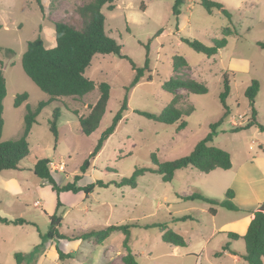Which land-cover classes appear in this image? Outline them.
I'll return each mask as SVG.
<instances>
[{
    "label": "rangeland",
    "instance_id": "1",
    "mask_svg": "<svg viewBox=\"0 0 264 264\" xmlns=\"http://www.w3.org/2000/svg\"><path fill=\"white\" fill-rule=\"evenodd\" d=\"M88 1L42 0L44 11L41 13L33 0H0V62L7 88L3 99L2 140L20 136L27 103L33 106L48 99V95L22 70L20 60L27 41L40 32L45 46L53 47V23L64 21L79 25L76 8ZM216 1L223 4L230 18L217 9L207 12L198 0H185L177 25L171 9L173 0H114L112 11L102 8L106 32L122 45L121 52L137 66H143L145 45H148L150 72L145 71L129 90L128 109L122 120L83 174L79 172V166L110 124L123 99L124 87L134 75L130 63L112 53L93 56L85 75L96 84L108 82L110 95L100 123L90 135L82 133L73 111L77 115L87 114L89 104L98 97L97 88L80 98H57L40 111L37 123L33 124L27 136L28 155L22 159L18 169L0 172V216L28 221L21 225L0 222V264H17L15 252H30L41 243L39 234L49 228L48 215L54 212L57 196L51 184L32 171L36 160L43 157L50 160L52 177L59 186L72 182L76 174H81L77 185L84 186L100 179L105 186H95L87 196L82 191L60 192L59 199L63 205L57 214L62 215L63 220L58 231L67 238L46 240L49 244L51 242L47 246L43 241L39 252L32 257L25 256L21 264H122L120 254H116L124 251V234L120 230L113 231L99 245L68 238L104 225L136 221L166 223L186 241L176 255L173 247L161 240L160 228H132L129 247L140 253L137 259L142 264H246L243 259L233 263L225 255H214L222 250L220 247L224 240L219 233L213 232V228L220 224L227 209L214 205L218 208V214L214 216L209 212L208 203L178 197L180 192H200L223 200L226 191L207 188L209 185L200 182V173L205 172L188 167L187 170L193 174L191 179L177 171L172 180L165 182L161 174L145 171L137 178L135 187L117 186L115 183L121 177L130 176L135 167L151 165L152 153L158 163L188 154L195 143L209 132V124L223 112L219 93L224 74L230 83L226 98L230 112L217 127L211 144L227 150L234 160L243 153H260L259 143L264 153L263 130L251 126L233 131L250 117L251 106L244 91L253 78L260 85L253 107L257 121L264 126V48L257 44L264 42V0ZM225 27L234 32L224 35ZM160 29L162 31L157 34ZM222 37L226 38V45L211 56L196 52L181 40L197 39L212 46V39ZM174 55H180L187 61L188 67H184L182 72L207 86V92L203 94L188 93L184 88L177 91L178 107L194 106V111L183 116L186 126L179 131L177 123L164 124L134 112V109L159 112L169 103L172 95L162 89V83L174 74ZM24 91L29 95L27 101L14 107L15 94ZM54 109L59 115L56 118V141L48 123ZM185 214L191 218L177 222L170 219V216ZM233 241L236 249L244 251L242 239L230 240V243ZM44 247L46 252L39 257L45 251ZM56 247L70 253L72 258L54 257L52 254Z\"/></svg>",
    "mask_w": 264,
    "mask_h": 264
},
{
    "label": "trees",
    "instance_id": "2",
    "mask_svg": "<svg viewBox=\"0 0 264 264\" xmlns=\"http://www.w3.org/2000/svg\"><path fill=\"white\" fill-rule=\"evenodd\" d=\"M37 5L39 12L43 13L44 6L42 0H33ZM114 0H89L76 8V12L80 18L79 25H73L64 21H55L54 35L55 45L53 47H46L44 39L40 32L37 36L26 43V49L21 55V67L29 79L44 93L48 95L47 100L38 101L35 105L26 104V112L23 117V128L18 138L2 140V128L4 124L3 119V99L6 96V79L2 70V63L0 62V172L6 169H18L19 165L28 153L27 136L33 126L37 123V116L40 111L48 105L51 101L57 98L74 97L80 98L95 88L98 90V97L93 104H89L88 113L85 115H77L80 129L83 134L90 135L98 127L100 120L105 112L106 105L110 95V84L106 81L95 83L92 79L85 75L87 67L95 54H115L121 58L126 59L132 69L134 75L131 81L124 87L125 93L118 110L113 115L110 124L101 132L97 138L95 145L89 152L87 157L79 166V172L85 173L91 164V160L99 153L107 138L115 131L117 124L122 120L123 113L128 109V92L133 88L139 80L144 76L145 71H149V48L145 45V61L143 66H137L136 63L126 54L121 52L122 45L116 39L111 37L105 30V14L102 8L105 7L108 11L114 9ZM185 0H173L172 14L174 16L176 25L178 16L181 11V6ZM198 3L207 11L211 12L213 9L221 11L225 16L230 18L229 12L224 8L223 4L216 0H198ZM1 28V25H0ZM160 29L158 33H160ZM234 31L230 27L223 28V34L229 35ZM181 40L196 52L211 56L215 54L220 48L226 45V38L212 39V46H208L197 39L181 38ZM257 44L264 48V42H257ZM184 67H188L187 61L180 55H174L172 59V71L174 74L162 83V89L172 95L169 103L159 112H151L142 109H134V112L140 114L147 119H151L164 124L177 123V131L186 126V120L183 116L188 115L194 111V106L188 104L185 108L178 107V94L180 88H184L188 93L203 94L207 92V86L204 82L199 81L190 75L182 72ZM259 81L255 78L244 91V96L249 100L251 106L250 117L243 126L234 127L233 131L247 129L251 126H256L264 131V126L257 121V112L253 107L255 97L259 90ZM230 92V83L227 75L222 77V90L219 93V100L223 107L221 116L214 122L209 124V132L200 140H198L191 151L181 157L167 160L163 162H156L154 153L151 154L152 164L147 166L135 167L133 172L128 177H121L119 182H115L117 186L128 185L135 187L137 185V178L145 171H151L161 174L162 180L167 182L174 178L175 171L187 166H191L202 172H209L216 168L229 169L232 165L230 153L218 146L211 144L215 136L217 127L226 118L230 112L227 105L226 98ZM29 95L26 91L15 94L13 105L20 106L26 102ZM56 109L52 114V119L48 120L49 130L55 137H58V130L56 118L58 117ZM50 160L46 157L39 158L34 163L32 171L37 177L46 179L51 184V189L56 193V205L54 212L48 215L50 223L49 228L45 233H40L41 243L35 245L28 253L15 252L17 264H21L26 257H32L36 252H39V247L43 241L53 238H67L65 235L59 233L58 227L61 225L63 217L57 214L58 209L62 206L59 199V193L62 191H71L77 193L82 191L86 196L91 193L95 186H105L102 180L97 179L87 185H77V181L81 178V174H76L72 182H68L62 186L56 184L52 177L50 167ZM234 192L231 188L225 192L223 200L208 197L200 192H193L191 194L180 196L184 200L199 199L210 205L209 212L214 214V205L224 207L228 210H238L249 212L252 218L247 226L245 233L238 234L236 232H227L229 240L242 239L244 242V252L241 258L246 264H263L264 259V201H262L254 210H242L232 201ZM191 218L189 215L170 216L172 222L185 221ZM0 222L5 224L21 225L28 223L24 218L7 219L0 216ZM134 227L149 229L151 227H158L161 229V240L165 243L183 247L186 245L184 237L178 232L169 229L166 223H140L131 222L120 225H104L96 229H89L84 232L68 238L69 240H88L97 245L102 244L107 237L116 230H120L124 234L123 247L124 254L121 256L123 264H142L138 261V255L131 251L128 243L130 240L131 229ZM228 243L222 246L223 249L228 248ZM60 259L70 258L71 254H64L57 250ZM235 253V251H232ZM220 251L214 253L219 255ZM107 264V263H105Z\"/></svg>",
    "mask_w": 264,
    "mask_h": 264
},
{
    "label": "crops",
    "instance_id": "3",
    "mask_svg": "<svg viewBox=\"0 0 264 264\" xmlns=\"http://www.w3.org/2000/svg\"><path fill=\"white\" fill-rule=\"evenodd\" d=\"M55 43L56 42H55V35H54V38L52 40L53 46L55 45ZM258 146H259V149L261 150L260 153L257 152L255 154H250V155L249 153H243L242 156L236 157L235 160H234L233 155L230 153L232 165L229 169L216 168V169H213L207 172L206 174L200 173L201 178H202L200 182H204L205 184L209 185L207 186V188L212 189L213 187H216L219 190V192L220 191L224 192L227 189L231 188L234 192L232 201L235 203L236 206H238L242 210L256 209L257 206L262 201H264V155L262 158V154L264 153H262V144L259 143ZM262 165H263V169H262ZM188 167H191V166L177 169L175 171L174 176L176 175L177 171H182L186 176L189 177V179H191V176L193 174L191 170H187ZM184 180L186 181V178ZM188 194H191V193L190 192L189 193L180 192L178 197L185 196ZM35 203H37V201H35ZM227 211H228L227 213H223L224 217L219 221L220 224L219 225L217 224V226L213 228V232L219 233L222 237V240H224L220 247L221 249L225 243L229 242L228 248L221 250L220 255L221 256L225 255L229 257L230 259H232L233 263L235 262L237 263L242 259L241 254H243L244 251L242 249H236L237 247H235L234 241L233 243H230V240L227 237V232L231 231V232H236L238 234L245 233L247 226L252 218V214L249 212L238 211V210L236 211V210L227 209ZM217 214H218V208L216 207L213 215L216 216ZM53 239H49V240H53ZM57 239H64V238H57ZM77 240H80V239H77ZM48 242L49 241L45 242V246L49 244ZM49 245H51V242ZM171 246L173 247L172 248L173 253L176 255L179 254L178 248L180 246H175V245H171ZM130 249L132 252L134 253L136 252V250L132 249L131 247ZM233 249L236 250L238 254L233 253L232 252L234 251ZM44 250L45 251L40 253L39 257H41L44 254V252H46V247H44ZM51 250H52V247H51ZM55 250L56 252H53L52 255L54 257L56 256L58 257L57 250L59 249L56 247ZM124 252L125 250L117 251L116 254L118 255L120 254V258H121ZM136 254L140 256V253L136 252ZM70 258H72V255ZM263 264H264V259H263Z\"/></svg>",
    "mask_w": 264,
    "mask_h": 264
}]
</instances>
